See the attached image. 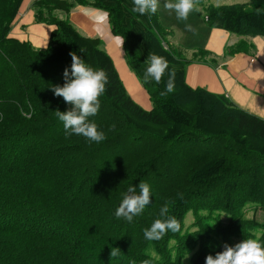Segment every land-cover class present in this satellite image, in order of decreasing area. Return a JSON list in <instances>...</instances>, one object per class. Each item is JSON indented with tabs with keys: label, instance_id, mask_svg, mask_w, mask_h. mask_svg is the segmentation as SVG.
I'll return each instance as SVG.
<instances>
[{
	"label": "trees",
	"instance_id": "obj_1",
	"mask_svg": "<svg viewBox=\"0 0 264 264\" xmlns=\"http://www.w3.org/2000/svg\"><path fill=\"white\" fill-rule=\"evenodd\" d=\"M23 1L0 0V264H205L256 233L264 245V219L247 216L252 206L264 211V119L188 85L187 66L198 61L168 45L159 11L141 15L133 0H36V23L56 26L40 48L10 35ZM204 1L210 27L264 38V0H250V9ZM78 5L108 12L151 110L131 96L103 40L70 21ZM70 52L108 74L89 118L107 134L99 144L66 136L56 115L71 107L52 91L65 82ZM150 53L174 70L166 95L167 73L160 83L143 79ZM140 181L150 185L151 203L132 222L117 218L123 195ZM165 204L180 231L146 239Z\"/></svg>",
	"mask_w": 264,
	"mask_h": 264
},
{
	"label": "crops",
	"instance_id": "obj_2",
	"mask_svg": "<svg viewBox=\"0 0 264 264\" xmlns=\"http://www.w3.org/2000/svg\"><path fill=\"white\" fill-rule=\"evenodd\" d=\"M34 1L36 0L23 1L10 35L23 41H31L36 47L45 48L56 26L36 23L32 8ZM199 9L198 12L193 11L187 21L196 29V34L187 31L185 22L180 20L167 28L174 33V40L167 41L168 44L192 51L188 58L198 61L187 66L188 85L225 95L238 107L264 119V38L212 28L205 21V12ZM104 12L106 11L78 5L70 13V21L82 34L103 40L104 47L113 58L131 96L142 107L150 110L152 103L147 91L128 67L123 45L115 42L117 35L111 29L109 14L105 22L98 21V17ZM60 15L63 16L64 13L61 12ZM201 36L199 45L195 40L199 41ZM202 51L206 53L204 56Z\"/></svg>",
	"mask_w": 264,
	"mask_h": 264
},
{
	"label": "clouds",
	"instance_id": "obj_3",
	"mask_svg": "<svg viewBox=\"0 0 264 264\" xmlns=\"http://www.w3.org/2000/svg\"><path fill=\"white\" fill-rule=\"evenodd\" d=\"M198 4L199 0H164L163 8L170 13L174 12L177 20L185 22L186 30L196 34V29L187 21L193 11L200 10ZM133 5V10L141 15L155 14L161 7V0H133ZM107 17L108 13L104 12L98 17V21L105 22ZM115 42L122 46L124 38L117 36ZM84 51L85 49L81 47L80 52L84 53ZM70 56L72 58L71 67L70 70L67 67L64 69V84L62 86L54 85L52 91L55 96L62 97L64 102L71 107L66 111L58 110L56 115L63 122L66 136L75 134L99 144L107 139V134L89 118L95 116L100 109V97L107 90L108 74L102 68L95 69L86 64L76 52H70ZM146 63L148 66L144 72V81L148 82L153 79L160 83L167 73L170 80L166 91L160 94L166 95L168 92H172L174 85L171 82V77L174 76V70H169L168 60L163 56L150 53L146 58ZM114 128L115 125H112L108 131H113ZM137 188H139V192H137ZM150 203V185L140 181L138 185L128 187L121 203L115 210V216L132 222L133 218L142 214ZM160 217L163 219H156L149 228L144 230L146 239L158 240L169 231H180V222L175 216L169 215L167 204L161 207ZM254 235L255 239H244L234 246L225 244L222 251L216 252L215 255L208 254L205 264H264V245L260 241L259 233ZM119 252V248H112L111 256L114 257ZM144 264H148V261H145Z\"/></svg>",
	"mask_w": 264,
	"mask_h": 264
},
{
	"label": "rangeland",
	"instance_id": "obj_4",
	"mask_svg": "<svg viewBox=\"0 0 264 264\" xmlns=\"http://www.w3.org/2000/svg\"><path fill=\"white\" fill-rule=\"evenodd\" d=\"M204 2H206L207 4H209V5H232V4H242V5H245V7L246 8H248V9H250L251 7H252V4H250V0H205ZM163 3H164V0H161V7H160V9L158 10V11H160L161 12V14H159V16H160V20H161V23H162V25L167 29V28H171V25H175V23L178 21L177 20V18H176V15H175V13L174 12H168L167 10H165L164 8H163ZM199 6V5H198ZM199 8H201V10H203L204 12H205V10H204V8L203 7H200L199 6ZM161 9H162V11H161ZM168 30V34H166V35H168V37H167V40L168 41H172V39L174 40V33H173V30H169V29H167ZM199 34V33H198ZM170 36V37H169ZM200 38H202V36L201 37H199L198 39H199V41H196L195 40V43H197V44H199L200 45ZM169 45V44H168ZM35 46V45H34ZM185 47H187V46H185ZM40 48H43V47H40ZM177 48V50H179L178 49V46L176 47ZM183 51H186L185 49H182ZM186 53H187V55H191V53H192V51H186ZM64 78V77H63ZM152 109V108H151ZM150 109V110H151ZM189 213H191V212H189ZM256 216V218H258V219H260V220H263L264 219V211H263V209H258L257 211H256V206H252L250 209H249V211L247 212V216L248 217H252V216ZM192 219H193V216L192 215H189V217H188V219H187V223H190L191 221H192ZM135 220H137V219H135ZM138 220H141V219H138ZM182 263H190V260L189 259H187V258H183L182 259Z\"/></svg>",
	"mask_w": 264,
	"mask_h": 264
}]
</instances>
